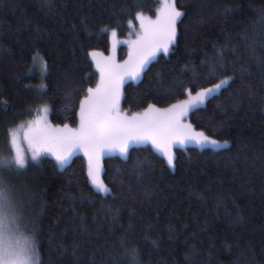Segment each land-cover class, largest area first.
<instances>
[{
	"label": "trees",
	"instance_id": "16d2710c",
	"mask_svg": "<svg viewBox=\"0 0 264 264\" xmlns=\"http://www.w3.org/2000/svg\"><path fill=\"white\" fill-rule=\"evenodd\" d=\"M158 2L0 0V151L42 107L49 124L75 122L100 79L89 53L112 56L111 31L127 35L136 13H153ZM175 3L185 13L176 44L125 82L121 106L130 115L164 107L231 77L187 117L229 144L176 147L174 169L150 144L131 145L126 159L102 155L107 196L90 184L80 153L63 168L45 156L2 172L35 222L43 264H264V0ZM116 48L117 62L125 46ZM221 50L222 66L209 76Z\"/></svg>",
	"mask_w": 264,
	"mask_h": 264
},
{
	"label": "snow or ice",
	"instance_id": "6c2138e0",
	"mask_svg": "<svg viewBox=\"0 0 264 264\" xmlns=\"http://www.w3.org/2000/svg\"><path fill=\"white\" fill-rule=\"evenodd\" d=\"M184 15L177 8L175 0H161L155 20L137 12L135 19L139 22L140 34L135 40L127 42L128 60L123 64L115 60L118 41L115 39L117 31L113 29L110 34L113 55L104 57L95 51L89 53L100 72V81L95 88H87L79 102V127L73 129L67 124L62 128L53 127L47 121L49 109L42 107L39 109L41 115L29 121L27 127L10 130V151L6 155L0 154V173L10 170L19 172L28 166L26 154L18 147L21 130L31 150L32 161L38 160L44 153H50L63 168L75 150H82L88 158V180L97 193L105 196L112 195V190L101 179L99 161L105 151L118 150L126 159L133 143L150 142L162 154L167 165L174 169V144L210 143L218 147L217 140L204 132L195 131L191 124L183 122V118L194 106L203 105L213 93L228 85L231 77L221 79L213 87L203 88L195 95L189 92L188 99L168 108L159 109L149 104L143 112L132 115L120 110V87L124 79H138L157 52H169L170 46L177 42V23ZM131 25L132 21H129ZM223 56V51H219L220 62L209 65V76H215L222 66ZM143 168V162L138 161L133 171L141 176ZM0 264H43L36 240L35 222L26 217L11 186L4 179H0Z\"/></svg>",
	"mask_w": 264,
	"mask_h": 264
},
{
	"label": "rangeland",
	"instance_id": "374dc122",
	"mask_svg": "<svg viewBox=\"0 0 264 264\" xmlns=\"http://www.w3.org/2000/svg\"><path fill=\"white\" fill-rule=\"evenodd\" d=\"M160 3H161V0H159V2H158V4L155 6V11L153 12V13H144V12H141L143 15H145V16H147V17H149V18H151V19H153V20H155V18H156V10L160 7ZM178 8V7H177ZM179 9V8H178ZM180 10V9H179ZM138 34H140V25H139V22L136 20V22H134V23H132V27H131V30L128 32V34L127 35H124V36H121V37H118L117 38V41H118V44L119 43H122L124 46H125V53H124V56L123 57H121V58H119V59H117V62L119 63V64H123L126 60H128V54H129V46H128V43L127 42H129V41H132V40H135L136 38H137V36H138ZM159 52H163V51H159ZM159 52H157L156 53V55L154 56V57H152L150 60H149V62L152 60V59H154L156 56H157V54L159 53ZM116 53H118V48H115V54ZM148 62V63H149ZM147 63V64H148ZM147 64L145 65V67L147 66ZM225 78H227V77H225ZM225 78H222V79H225ZM139 79V78H138ZM129 80H133V79H131V78H129V77H126L125 79H124V82H123V84L121 85V87H120V93H121V97H122V93H123V86H124V84H125V82L126 81H129ZM137 80V79H136ZM99 81H100V79H99ZM98 81V82H99ZM220 81V80H219ZM218 81V82H219ZM218 82H216V83H218ZM216 83H214V84H211V85H209V86H206V87H203V88H210V87H213ZM97 85V84H96ZM96 85H94V87H92V88H95L96 87ZM203 88H201V89H203ZM201 89H198V90H195V91H188V93L189 92H191V94L192 95H195L198 91H200ZM221 90V89H220ZM220 90H218V92L220 91ZM218 92H216V93H218ZM213 94H215V93H213ZM212 94V95H213ZM121 97H120V110H121V112L122 113H125V114H127V115H130L131 113L129 112H127L124 108H122V106H121ZM186 99H188V94L185 96V97H183V98H181V99H178V100H176V101H174V102H172V103H170V104H168V105H166V106H164V107H156V108H159V109H164V108H168L170 105H172V104H175V103H177V102H179V101H183V100H186ZM206 102V101H205ZM205 104V103H204ZM203 104V105H204ZM198 106H201V105H196V106H194L193 108H196V107H198ZM192 108V109H193ZM191 109V110H192ZM190 112V111H189ZM189 114V113H188ZM188 114L183 118V122L184 123H186V124H190V122L188 121V119H187V117H188ZM37 117V115H33V114H31L30 116H27L23 121H21V122H19L14 128H12V130H16V129H18V128H21V126H23V127H27V123L29 122V121H31V120H34L35 118ZM65 124H67L70 128H73V129H75V128H78L79 127V116H78V118H77V120L75 121V122H66V123H64V124H50V125H52L53 127H63ZM195 131H197V130H195ZM197 132H201V131H197ZM211 138V137H210ZM211 139H214V140H217L218 142H219V146L217 147V146H213L212 144H210V143H205V144H203V145H196L195 143H193V142H188V143H185V144H183V145H181V144H179V143H176V144H174L173 145V149H172V151H173V154H175L174 153V151H175V148L176 147H184V146H186V145H196V146H199V147H212V148H220V147H225V146H227L228 144H229V141L228 140H221V139H216V138H211ZM225 142H227V143H225ZM137 144H150L151 145V143L150 142H138V143H133L132 145H137ZM6 146H7V149H5V151H0V154H8V152L10 151V145H9V136H8V140H7V144H6ZM152 146V145H151ZM18 147L22 150V152H24L25 154H26V156H27V158H28V160H31V150L29 149V147H28V144H27V142L23 139V130H21L20 132H19V141H18ZM152 148H153V146H152ZM156 152H157V150L155 149V148H153ZM77 153H80V154H83L84 155V153H83V151L82 150H75L74 152H73V154L72 155H74V154H77ZM159 153V152H158ZM111 154H118V155H120V156H122L121 154H120V152L118 151V150H114V151H111V152H109V151H105L102 155H111ZM160 154V153H159ZM101 155V156H102ZM161 156H162V154H160ZM45 156H49V157H51V158H53L54 160H55V158L50 154V153H44V154H42L39 158H38V160L40 159V158H42V157H45ZM85 156V155H84ZM124 157V156H123ZM163 157V156H162ZM71 158V157H70ZM70 160V159H69ZM165 160V159H164ZM37 161V160H36ZM56 161V160H55ZM165 162H166V160H165ZM57 163V162H56ZM69 163V161L67 162V164ZM66 164V165H67ZM166 164H167V162H166ZM58 165V164H57ZM59 166V165H58ZM60 167V166H59ZM61 168V167H60ZM0 179H4V175L2 174V173H0ZM102 179V178H101ZM5 180V179H4ZM21 186V185H20ZM27 196V195H26ZM21 198V197H24V195L21 193V194H19V196H18V198ZM18 203V202H17ZM18 205L21 207V205L18 203Z\"/></svg>",
	"mask_w": 264,
	"mask_h": 264
}]
</instances>
